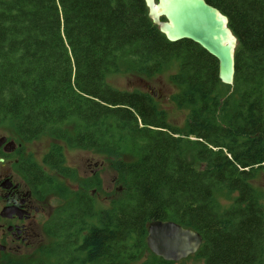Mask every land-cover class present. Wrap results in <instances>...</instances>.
I'll use <instances>...</instances> for the list:
<instances>
[{
    "label": "trees",
    "instance_id": "1",
    "mask_svg": "<svg viewBox=\"0 0 264 264\" xmlns=\"http://www.w3.org/2000/svg\"><path fill=\"white\" fill-rule=\"evenodd\" d=\"M206 1L238 39L233 84L200 44L170 41L145 0H0V127L22 143L51 136L43 165L20 146L17 168L35 198L72 194L44 223L52 241L39 257L0 251V264H175L149 249L153 220L200 232L203 264H264V192L254 185L264 173V0ZM175 62L172 99L191 107L183 129L151 92L107 79L153 77ZM67 148L113 156L124 197L97 209L65 186ZM220 189L237 193L223 211Z\"/></svg>",
    "mask_w": 264,
    "mask_h": 264
},
{
    "label": "rangeland",
    "instance_id": "2",
    "mask_svg": "<svg viewBox=\"0 0 264 264\" xmlns=\"http://www.w3.org/2000/svg\"><path fill=\"white\" fill-rule=\"evenodd\" d=\"M177 70L178 66L175 62L173 63V65H171L170 68L165 69L164 71L153 77H146L143 74H137L135 72L120 71L109 73L107 75V79L112 85L118 88L129 90L140 89L151 92L157 100L159 107L167 112L169 121L174 126L183 129L185 128L188 121L191 107L179 106L172 99V96L177 94L181 90V87L172 82L170 79V76ZM2 136H7L10 140H15L18 144L21 145V147H24L26 154H33L35 161L41 165H43V156L46 154L52 143V137L49 135L41 136V138L31 142L22 143L17 137L13 128L9 126L0 127V138ZM65 156L67 158L65 166L74 168V170L78 174L72 176L73 178L70 180V182H72L71 186L84 183L87 175L91 174V171L86 174L88 172L86 163L89 162V160L93 164L96 161L100 164L102 163V165H100V167L98 168L96 175L101 179V184L99 187L96 186V193L95 196H93L96 202L97 209L108 208L111 206L112 201L115 198L124 197L123 190L120 184L116 181L117 173L111 165V162L114 158L113 156L102 154L95 150L81 148H67L65 151ZM122 156L124 157V159L128 160L132 158V156L128 153L119 155V157ZM18 158V154H13L7 157L6 160H1L0 176L5 173V171L11 172L14 179L22 184V189L25 191L27 190V187L25 185V176L15 165V159ZM255 179L256 180L254 181V185L259 189V191L263 193L264 173L261 172ZM3 190L4 189L0 187V211L2 210L3 206H5ZM236 194L237 193L235 192H229L227 189L217 190L214 194V199L218 208L221 211L227 209L233 203ZM67 195L68 196L65 197H58L57 195L52 194L46 198L44 203L45 209L37 216V224H35L36 230L37 232H39V239L34 243V245L25 250V253H27L31 258L39 257L38 251L42 247V245H50L52 240L44 233L43 225L46 220L51 217L55 207H57L58 205H62L63 203L71 199L72 194L68 193ZM195 254L177 261L175 264H203V260L197 258ZM5 255L6 254L0 253V257ZM143 260L144 258L136 262V264H140Z\"/></svg>",
    "mask_w": 264,
    "mask_h": 264
},
{
    "label": "water",
    "instance_id": "3",
    "mask_svg": "<svg viewBox=\"0 0 264 264\" xmlns=\"http://www.w3.org/2000/svg\"><path fill=\"white\" fill-rule=\"evenodd\" d=\"M149 16L170 41L191 39L219 60V77L226 84H233L235 75V50L238 39L229 27V18L206 0H145ZM165 17V20L162 19ZM4 152H13L18 144L7 136L0 138ZM4 160V158H1ZM4 190L17 188L11 177L0 181ZM9 194H6L8 197ZM19 205H5L0 216L28 217ZM10 227L9 229H11ZM203 243L200 232L184 227L174 220H153L148 226L147 245L157 256L167 261H180L197 253ZM5 246L0 243V250Z\"/></svg>",
    "mask_w": 264,
    "mask_h": 264
},
{
    "label": "flooded vegetation",
    "instance_id": "4",
    "mask_svg": "<svg viewBox=\"0 0 264 264\" xmlns=\"http://www.w3.org/2000/svg\"><path fill=\"white\" fill-rule=\"evenodd\" d=\"M20 146L21 145L18 144V147ZM5 154L7 155V157H9L11 156V154L13 155L17 153L16 150H14L13 152L9 153L5 152ZM7 157H5L4 160H6ZM65 160H67L66 156ZM18 161L19 158L15 159V165L18 163ZM100 165H102V163L100 164L96 161L93 164L89 160V162L86 163L88 170L86 174H88L90 171L91 174L87 175L84 183L73 185L74 187L71 186L72 182H70V180L73 178L72 176L77 174L74 168H71V177L63 175L60 178L63 184L70 188L72 191L77 193L85 191L93 197L96 193V175ZM45 168L47 169V167ZM7 177H11L14 184H18V187H12L10 190H3L5 205L22 206L24 209L27 210L28 217H25V215L23 218H20L19 215H14L11 218H4L0 216V243L5 246V248L0 251L6 252L7 254L18 255L24 253L27 248L34 245V243L39 239V232H37L35 224H37V216L42 213L45 209L44 203L48 196L42 198H35L29 188L24 191L22 189V184L20 182H17L14 179L12 173L9 171H5V173L0 176V181L6 179ZM6 194H9V196L6 197ZM10 227L12 228L9 229Z\"/></svg>",
    "mask_w": 264,
    "mask_h": 264
}]
</instances>
